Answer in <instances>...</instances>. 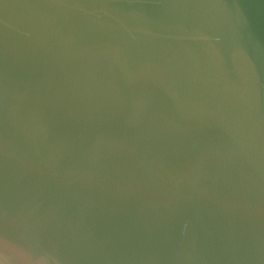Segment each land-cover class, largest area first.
I'll list each match as a JSON object with an SVG mask.
<instances>
[{
  "label": "water",
  "instance_id": "obj_1",
  "mask_svg": "<svg viewBox=\"0 0 264 264\" xmlns=\"http://www.w3.org/2000/svg\"><path fill=\"white\" fill-rule=\"evenodd\" d=\"M0 264H264V0H0Z\"/></svg>",
  "mask_w": 264,
  "mask_h": 264
}]
</instances>
